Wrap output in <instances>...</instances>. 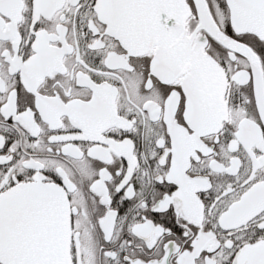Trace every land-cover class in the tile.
<instances>
[{"label":"snow or ice","instance_id":"obj_1","mask_svg":"<svg viewBox=\"0 0 264 264\" xmlns=\"http://www.w3.org/2000/svg\"><path fill=\"white\" fill-rule=\"evenodd\" d=\"M0 264H264V0H0Z\"/></svg>","mask_w":264,"mask_h":264}]
</instances>
